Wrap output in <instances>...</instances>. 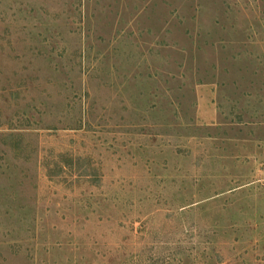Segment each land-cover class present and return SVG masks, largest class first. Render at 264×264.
<instances>
[{
    "label": "rangeland",
    "instance_id": "374dc122",
    "mask_svg": "<svg viewBox=\"0 0 264 264\" xmlns=\"http://www.w3.org/2000/svg\"><path fill=\"white\" fill-rule=\"evenodd\" d=\"M0 264H264V0H0Z\"/></svg>",
    "mask_w": 264,
    "mask_h": 264
}]
</instances>
